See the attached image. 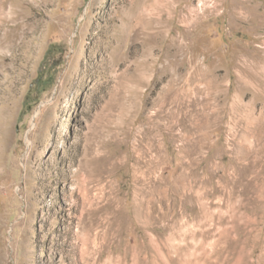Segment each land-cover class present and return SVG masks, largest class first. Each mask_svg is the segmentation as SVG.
I'll return each instance as SVG.
<instances>
[{
	"label": "rangeland",
	"instance_id": "obj_1",
	"mask_svg": "<svg viewBox=\"0 0 264 264\" xmlns=\"http://www.w3.org/2000/svg\"><path fill=\"white\" fill-rule=\"evenodd\" d=\"M0 264H264V0H0Z\"/></svg>",
	"mask_w": 264,
	"mask_h": 264
},
{
	"label": "water",
	"instance_id": "obj_2",
	"mask_svg": "<svg viewBox=\"0 0 264 264\" xmlns=\"http://www.w3.org/2000/svg\"><path fill=\"white\" fill-rule=\"evenodd\" d=\"M43 105V104H42Z\"/></svg>",
	"mask_w": 264,
	"mask_h": 264
}]
</instances>
